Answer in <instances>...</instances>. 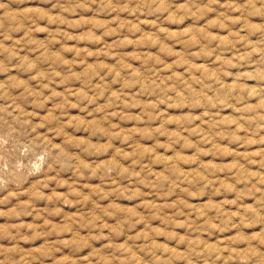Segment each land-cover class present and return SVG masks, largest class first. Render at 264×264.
Here are the masks:
<instances>
[{
    "label": "rangeland",
    "instance_id": "1",
    "mask_svg": "<svg viewBox=\"0 0 264 264\" xmlns=\"http://www.w3.org/2000/svg\"><path fill=\"white\" fill-rule=\"evenodd\" d=\"M0 264H264V0H0Z\"/></svg>",
    "mask_w": 264,
    "mask_h": 264
},
{
    "label": "bare ground",
    "instance_id": "2",
    "mask_svg": "<svg viewBox=\"0 0 264 264\" xmlns=\"http://www.w3.org/2000/svg\"><path fill=\"white\" fill-rule=\"evenodd\" d=\"M262 99V98H261Z\"/></svg>",
    "mask_w": 264,
    "mask_h": 264
}]
</instances>
